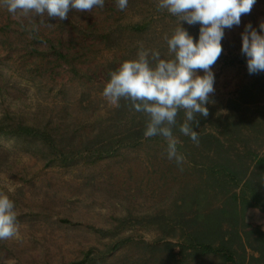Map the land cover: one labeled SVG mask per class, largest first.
I'll use <instances>...</instances> for the list:
<instances>
[{"label": "rangeland", "instance_id": "obj_1", "mask_svg": "<svg viewBox=\"0 0 264 264\" xmlns=\"http://www.w3.org/2000/svg\"><path fill=\"white\" fill-rule=\"evenodd\" d=\"M140 2H135V9L127 7L122 15L112 16L111 22L120 17L141 20L155 10L156 22L137 44L159 51L163 59L173 58L165 37L180 26L179 18L160 9L158 0ZM92 15L72 9L60 20L46 13H9L0 4V120L52 128L59 138L56 150L39 140L0 137V192L14 201L18 229L15 237L0 240V263L70 264L86 253L101 257L119 241L128 240L102 264H161L164 254L152 252L148 245L159 239L176 240L177 208L187 196L197 188L211 192L202 207L207 212L221 208L227 199L206 184L205 170L215 154L206 151L200 137L219 138L232 159L248 149L264 155V72L250 75L241 53L244 26L251 23L259 31L264 21V0H256L250 13L242 14L239 26L225 29L221 55L211 66L215 83L206 105L209 115L196 117L199 143L173 128L184 157L179 165L168 159L165 138L140 135L149 120L146 113L136 112L130 100L121 98L119 106H113L102 96L109 81L104 74L108 62L123 55L131 58L126 45L111 50L97 46L93 54L74 60L78 76L50 51L53 42L62 45L63 53L76 54L80 45L72 39L81 27L102 22L97 13ZM181 25L198 39L199 24L182 21ZM79 40L86 46L97 44L90 38ZM33 48L48 55L29 54ZM197 73L204 74L199 69ZM179 112L184 117L178 118L179 123L185 122L184 111ZM132 137L138 142L118 147L113 156L97 157V149ZM256 210L249 209L245 220L264 230V212ZM196 211L195 204L182 215L189 221ZM163 221L171 227L164 230ZM192 264L222 262L206 257Z\"/></svg>", "mask_w": 264, "mask_h": 264}, {"label": "clouds", "instance_id": "obj_2", "mask_svg": "<svg viewBox=\"0 0 264 264\" xmlns=\"http://www.w3.org/2000/svg\"><path fill=\"white\" fill-rule=\"evenodd\" d=\"M256 0H158V7L180 20V26L170 37H165L171 59L161 58L159 51L144 49L141 45L137 58L124 61L110 73L102 96L113 106H119L121 98L130 100L136 112L149 117L144 136H162L167 142V156L179 165L184 157L178 151V139L173 135L176 117L180 110L185 122L179 125L184 136L199 143L198 115L207 117L209 94L214 92L215 75L211 66L222 52L225 29L241 24L242 14L250 13ZM9 13L17 10L25 14H47L60 20L67 18L70 9L92 11L103 8L105 0H0ZM123 11L128 0H116ZM199 24L198 39L183 28ZM241 53L246 57L249 74L264 72V21L259 31L248 23L241 34ZM203 70L199 75L197 70ZM257 212L259 209L256 210ZM15 204L9 196L0 192V240L18 234Z\"/></svg>", "mask_w": 264, "mask_h": 264}, {"label": "trees", "instance_id": "obj_3", "mask_svg": "<svg viewBox=\"0 0 264 264\" xmlns=\"http://www.w3.org/2000/svg\"><path fill=\"white\" fill-rule=\"evenodd\" d=\"M136 1L141 5L140 0H128L127 7L135 9ZM147 6L155 8L153 5L147 4ZM83 12L91 18L94 16L92 13H97L102 22L97 20L91 26H82L80 32L78 28H75V32L78 31L77 38L73 37L72 41L80 45L79 51L76 54H65L62 52V45L52 44L53 42L50 45V51L54 53L56 59L63 60L70 67V71L77 76L79 72L74 60L93 54L97 46H104L111 50L116 47L118 49L125 48L126 45L132 58V54L140 50L141 45L137 43L142 42L144 35L152 29L158 14L155 10L150 9L142 16L141 20L133 18L125 20L120 17L111 22L112 16L117 14L120 16L125 12L117 7L116 0H105L103 8L96 7L92 11L85 10ZM90 22L92 21L90 20ZM30 25L33 23L29 19ZM82 37L86 39L85 41L89 38L91 41H97V44L86 46L79 40ZM29 54L46 57L48 52H41L39 49L33 48ZM131 58L123 55L121 58H116L114 63L108 62L104 69L106 80L108 81L110 73L118 68V66L115 67L116 62H120L121 65ZM179 117H183L180 112L176 117V125L173 127L178 130L179 125L184 123V121L179 123ZM192 126L195 130L196 124ZM140 135H144V131ZM2 136L39 140L53 149L58 147L59 139L52 128L25 124L12 125L7 123L6 119L0 120V137ZM136 138L123 139L116 144L111 142L107 148L96 150L97 157L102 159L106 156H113L118 147L126 145V143L132 145L138 142ZM200 139L203 142L202 145L206 147V151L207 149L213 150V154H215L205 170L208 176L206 184L211 188L221 190L223 194H226L227 199L221 208L207 212L202 210V207L210 200L212 194L205 188H197L177 208L180 234L173 236L176 240L159 239L153 245H148V248L152 252L164 254L161 264H192L196 260L206 257H215L222 264H264V230L245 220L246 214L251 208L264 212V155H258L248 149L243 155L232 159L222 141L213 134H208L204 138L200 137ZM59 155L65 157L62 151H59ZM195 204L198 205V211L191 220H185L182 215L183 211L188 207H194ZM124 223L125 221H121V225ZM161 225L164 230L171 227L165 221L161 222ZM102 232L105 235L112 233V231ZM126 243L129 241H119L101 257L86 253L82 260L70 264H102L106 258L120 250Z\"/></svg>", "mask_w": 264, "mask_h": 264}]
</instances>
